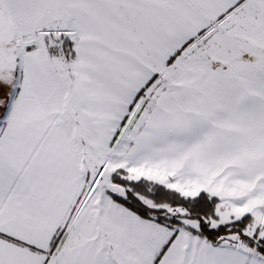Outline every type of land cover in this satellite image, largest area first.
Listing matches in <instances>:
<instances>
[{
    "label": "snow or ice",
    "instance_id": "6c2138e0",
    "mask_svg": "<svg viewBox=\"0 0 264 264\" xmlns=\"http://www.w3.org/2000/svg\"><path fill=\"white\" fill-rule=\"evenodd\" d=\"M0 264H264V0H0Z\"/></svg>",
    "mask_w": 264,
    "mask_h": 264
}]
</instances>
